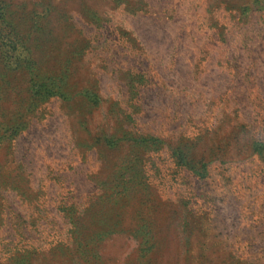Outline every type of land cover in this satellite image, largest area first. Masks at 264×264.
I'll use <instances>...</instances> for the list:
<instances>
[{"label": "rangeland", "instance_id": "obj_1", "mask_svg": "<svg viewBox=\"0 0 264 264\" xmlns=\"http://www.w3.org/2000/svg\"><path fill=\"white\" fill-rule=\"evenodd\" d=\"M0 264H264V0H0Z\"/></svg>", "mask_w": 264, "mask_h": 264}]
</instances>
